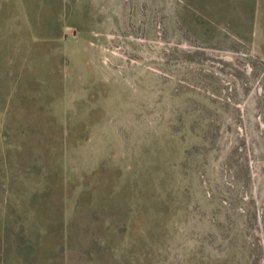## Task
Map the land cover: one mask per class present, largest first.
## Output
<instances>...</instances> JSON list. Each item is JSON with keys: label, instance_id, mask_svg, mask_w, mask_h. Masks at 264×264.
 <instances>
[{"label": "rangeland", "instance_id": "1", "mask_svg": "<svg viewBox=\"0 0 264 264\" xmlns=\"http://www.w3.org/2000/svg\"><path fill=\"white\" fill-rule=\"evenodd\" d=\"M0 264H264V0H0Z\"/></svg>", "mask_w": 264, "mask_h": 264}]
</instances>
